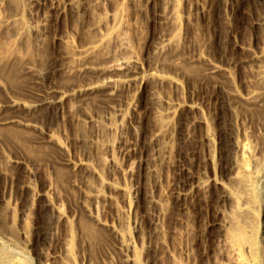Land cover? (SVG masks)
<instances>
[{
    "label": "rangeland",
    "instance_id": "obj_1",
    "mask_svg": "<svg viewBox=\"0 0 264 264\" xmlns=\"http://www.w3.org/2000/svg\"><path fill=\"white\" fill-rule=\"evenodd\" d=\"M138 1L141 8L143 6V11L135 9L131 4V0H98L97 3L95 2L96 6L101 2L104 7V14L107 15L114 10L116 3L122 2L124 6L126 5L122 15V24L125 28L128 27L127 32L130 35L128 47H132L131 52H133L134 59L137 60V66L133 68L132 72L134 74L132 76L126 74L117 76L121 81H119L120 84L116 89L120 91H118L117 100L115 99L113 104H110L112 109L110 107L108 109V105H104L103 102L101 106L99 105L100 107H94L99 111L104 105V107H107L104 110L103 108L99 112L95 108L89 110V114L95 120L101 118L106 121L105 118L108 116H116L117 118L112 117L115 120L118 119L116 124L120 119L117 116V110L119 108L125 110L126 115L123 120H120L119 125H117L119 128L117 127L116 130L104 134L94 126L88 129L90 137L94 141L93 143L104 138V142L106 140L108 142L113 141L111 150L104 149L101 151L103 153V163L97 161L96 154L98 152L93 143L91 149L88 150L89 152H86L78 143L74 142L72 130H70L72 115L59 104L48 103L33 115L31 113L23 114L29 120L31 127L34 128V135L35 133H37V136L40 135L41 138L37 137L40 141L46 142L45 134L50 132L59 138L64 149H54L56 146L50 144L49 146L53 150L48 151H51V153L46 151L45 154L43 152L39 155H30L28 152L29 157L22 146L21 148L24 151L19 148L20 146H15L11 142V146L7 142H2L1 138L0 153L3 152L8 159L16 160L18 163L9 166L5 159H0V215H4V217H0V225L4 224V226H0V255L8 253L16 257V259L10 258L12 262L5 261L4 263L0 262V264H50L54 260L53 257L57 256V259H59L62 250V246H60L62 243L61 238L64 237L65 231L64 226L56 222L57 211L60 210V212L66 213L74 207V210L77 211L80 209L79 206L82 200L79 188L76 189V192L72 190V195L65 188L66 186L59 185L58 180H56L58 173L55 172V169H60L59 164L65 159V156L66 159L70 157L77 160L88 158V162L95 171L97 170L96 172L99 175L101 174L100 181H94V183L95 186L98 184L96 187L100 186L98 187L100 195L102 194L100 197L105 196L107 200L105 198V200L101 199L94 211L104 221H116L117 218L126 221L131 244L140 250L143 264H147V260L150 261V264H221L220 256L224 243L219 235L216 223L221 218V211L227 210L230 205L227 203L228 200L221 195V188L218 184L220 182L225 184L228 172H230L232 138L235 136L250 149L255 147L260 151L257 168L251 171V175L255 182L254 190L259 205L257 216L260 262L264 264V101L262 100V104L260 102V106L255 107L256 115L254 113V115L248 114V110H244L243 106H241L243 108L241 109L236 104L239 109L235 107L237 108V115L234 117L235 115L230 111L233 101L230 100V95H228L230 87L231 91L243 96L251 91L256 84L260 89L254 87V90L257 88L261 92L264 91V23L260 21L264 17V0H177L176 8L179 11L178 15L182 17H180L182 23L179 32V37H181H178L179 44L175 50L179 49L177 52L182 55H180V58L187 63L197 61L198 56L204 54L206 57H203L208 58V62L210 61L224 68L228 74L221 73L216 78L217 82L219 81V84L225 89L222 91H218L215 87L213 78L204 75V66H201L203 71L198 70L199 73H196L197 77L195 74H191V77L187 75L190 73L189 71H186L187 74H183L185 71L175 67L174 69L169 64L162 62H160L161 64L158 63L159 65L156 64L155 55L153 57L151 50L147 52L144 49V42L147 39L156 41L161 38L167 31V26L165 29L159 21L146 23L145 16H150L152 19V16L161 8V5L163 6L164 0H156L151 7L145 6V0ZM70 2V0H26L24 2V10L20 12H23L22 17L26 20V23L28 22L29 27H27V30L29 35H32V37L28 36L29 40L33 39V41L30 40V45L34 46V48L30 47V51H32V53L29 51L30 54L22 39V47L25 49H21L22 44L19 41L21 45L14 42L12 38L3 37L4 25L10 24L11 17L19 15V13L17 10L16 12L8 7L7 2H1L0 0V35L2 36H0V50L3 51L7 47H10L11 52L16 50L15 53L23 59L22 62H25V66L31 68L29 73L31 75L29 77L25 76V82L18 83L22 84L17 87L18 92L16 88L14 89L16 86L9 84L4 78L0 77V95L3 96L0 97V105L2 104L1 101H5L4 98L8 97H19L30 103H36L42 95H46L48 99H51L55 93L65 92L71 85L75 84V81L73 83L64 79L65 71L70 66L69 64L66 66V63L71 50L80 46L79 41L86 42L85 39L83 40L86 29L84 27L80 28L81 25L79 26V24L72 21L71 11L68 9ZM77 2L80 4L81 14H85L84 9L92 0L90 2L88 0H77ZM57 3L62 4L64 8L66 6V12L65 9L62 10V15L54 10ZM202 7H206L207 14H202ZM186 17L190 22L186 21ZM183 18H186L185 21ZM7 20L10 22L8 23ZM43 27L46 32H43ZM36 29L43 32V37L41 34V36L38 35L39 38L35 35L34 31ZM77 33H82V35ZM80 37L81 39H79ZM10 40L15 43L16 47L19 46L17 47L19 52H17V48L12 51L13 47L11 48V46L14 45ZM4 43L7 46L4 47ZM201 45L202 47H200ZM40 48L43 49L40 50ZM181 48L182 53L180 52ZM8 49L5 53L0 51V56L2 55L0 62H3V59L6 61L11 55ZM7 53L10 54L7 56ZM66 53L67 60L65 59ZM31 58L32 60H30ZM27 59L30 61H27ZM27 62H29L28 65H26ZM152 73L158 75V80H154L156 82L150 79ZM145 75H149V78L146 76L149 82L147 88L143 90L139 88L138 78ZM258 76L263 78L262 81L258 80L261 79ZM130 77H136V79L126 81V78ZM169 79H174L177 86L169 83ZM63 80L66 82L64 83ZM83 80L86 81V78L76 80V84L80 83L82 85ZM122 80L125 81L122 82ZM28 82L33 84L30 85L33 86L30 87L31 89H29ZM26 83L27 86L25 87ZM150 88L156 89L155 96L158 92L160 95L158 97L170 96L174 101L180 100L194 107V110L189 108L178 109L174 117L170 118L172 121L169 119L170 124L168 123L167 128L162 129V133L160 131L159 141L163 144L162 150L151 141L152 135L157 131L158 126L153 115L156 103ZM31 90L36 93H34L35 96L33 94V97ZM41 91L44 92L41 93ZM28 92L29 94H27ZM37 93L42 95L38 94V96ZM134 94L132 108L127 109L125 106L126 101ZM262 94L264 95V93ZM258 108L261 109L260 112ZM10 114L8 113V115ZM257 114L258 117H256ZM199 117L205 119L208 128L203 124L196 126L197 124L193 120ZM207 129L210 132L209 142L208 139H204L205 137L202 134ZM45 144L48 146L47 142ZM57 149L62 153L60 154ZM54 150H56L55 154H52ZM209 153L211 157L208 156ZM111 155L114 157L116 166L111 162ZM50 156L54 157L50 158ZM43 157H45V160ZM40 158L43 159L40 160ZM51 159L56 160L53 163L58 165L56 166L53 163L54 166L51 165ZM129 163L134 165V174L125 176L123 174ZM251 165L253 164L249 165V169L253 168ZM62 168L63 171L65 169L67 171V174L66 171L64 172L65 175H68L69 172V175L72 174L67 176L68 183L78 181L77 178L79 177L76 178L78 173L75 169L71 166ZM72 177H75V179L73 180ZM197 180H201L205 184L204 188H206L203 189L202 193L200 192L201 194H198L199 200L198 198L195 199L198 203L192 201V203L197 204L193 205L191 203L190 210L184 211L182 205L179 206L175 203L177 206H172L169 203L165 214V212L162 213V210L155 209L150 205L149 199L151 196L161 198L168 195L170 187L173 185L176 188L190 189L197 183ZM111 182L123 184L127 187L135 185L136 190L130 196V199L135 202L132 208L125 207V198L119 192H113L112 194V190L107 185ZM67 186L69 187L68 184ZM106 194H110L112 197L109 198ZM114 199L117 200L120 210L117 209ZM168 210L170 211L168 212ZM77 213L79 212L77 211ZM155 215H158L156 228L150 223L151 216ZM29 216L33 217L30 224L27 223ZM1 218H4V220L2 219V221ZM9 219L11 220L10 223L8 222ZM186 219H189L190 222ZM25 229L28 231H25ZM77 232L72 234V250L68 254V256H71L72 264H99L108 260L107 263H110V261H112V264L122 263L117 255L112 253L111 248H107L110 250V255L104 252L103 248L107 244L106 239L100 241L102 245L97 243L98 247H93V244L89 242L90 239L88 240L83 235L79 236L80 232L78 230ZM10 233L16 241L10 237ZM186 234L188 235V241L185 238ZM195 243L199 245L198 252L194 246ZM108 246H111V244ZM92 247L96 248L93 250ZM148 249L147 255L146 250ZM96 255H100L101 260L95 257ZM102 255L103 258H106L103 259ZM188 255L191 258L190 261L187 260L186 256ZM93 256L95 259L92 258Z\"/></svg>",
    "mask_w": 264,
    "mask_h": 264
},
{
    "label": "bare ground",
    "instance_id": "obj_2",
    "mask_svg": "<svg viewBox=\"0 0 264 264\" xmlns=\"http://www.w3.org/2000/svg\"><path fill=\"white\" fill-rule=\"evenodd\" d=\"M2 1L7 2L6 4L8 5V7H10L13 11L17 10L19 13V15H18L16 13L17 12L16 11L15 12L17 14L16 16L11 15L12 16L10 19L11 22L8 21L9 19L7 20L8 23L10 22V24H7L5 26L4 24H5L6 20L4 21L3 25L5 28L2 27V28H4V30L2 29L3 30L2 32L4 33V34H2L3 37L5 36L6 38H9V39L12 38L14 40V42H16V43L18 41L20 43L24 41L23 43H24L27 51L29 52L31 50L30 47L32 45H30L31 39L29 40L28 36L32 37V35H29V33H28L29 31L27 30V27H29L27 24L28 22L27 23L25 22L26 20H24V18L22 17L23 12L22 13L20 12L21 10H24L23 7L25 4L24 2L26 0L25 1L24 0H1V2ZM70 1L71 2L68 5L69 6L68 9H69V11H71L70 15H71V19H73L72 21L74 23L76 22V24H79V26L81 25L80 28L84 27L86 29L84 31L85 37L83 38V40L85 39L86 42L82 41V42H84L82 44V42L80 40L79 41L81 43L80 46L76 47L74 50H71L72 47L69 44H67V45H69V47H71L70 48L71 54L68 55V58H67L68 60H67L66 59L67 53H66L65 59L68 61L66 63V66H67V64H69L70 66L65 71L64 79L66 81L70 80L73 83L75 81V84L72 83L73 85H71V87L65 92L55 93L51 99H48V97H46V95H42L41 93L44 91H41V93H37V95L41 94L42 96L39 98V100L36 103H30L29 101L23 100L22 98H19V97L4 98L5 101H3L1 99L3 102L1 101L2 104L0 105V113H1L0 114V140L2 138V142H7L9 144L11 142L15 146H17V145H18V147L20 146L19 147L20 149L24 148L26 155H28V152L30 155H32V154H35V155L38 154L39 155L40 153H43V152L45 154L46 151L51 149L50 148L51 146H49L50 144L56 146V147L54 146L55 147L54 149H56V148H58L60 150L64 149L63 146L61 145L62 143H60L59 138H57L56 135L55 136L52 135V133H50V132L45 134L46 140L44 139L47 142L49 147L45 144L46 142L40 141L37 138V137H40V135L37 136V133H35V135H34V131H35L34 128L31 127L32 125L30 124L29 120L23 114V113H28V114L31 113V115H33L35 112L39 111V109L45 104H48V103L59 104L62 107H65L66 111H68V113H70L72 115V119L70 122L71 123V129L70 130H72V134H73V137L75 140V141L74 140L73 141L78 143L86 152H89L88 150L91 149V147H92L91 144L94 142L90 137V133H89L88 129H91L94 126V127H96L97 130L101 131L104 134L107 132H111V131L117 129V127H118L117 125H119L118 123L120 122V120H123L124 116L126 115L124 113L125 110L122 108H119L117 110V116L120 119H119L118 123L116 124V120H118V119H116V120L114 119V118H117L116 116L114 117L112 115V117H114V118H112L110 115L107 118H105L106 121H103L101 118H99L100 116L99 117L97 116L99 119L95 120L94 117L89 114V110L90 111H91V109L93 110V108H95L96 106H97L96 108H98V106L99 105L101 106V104H103V102H104V105H108L107 106L108 109H109V107H110V109H112L111 105L113 104V101L116 99L118 91H120V90L116 89L118 87V85L120 84L119 81H121V79H119L117 76L121 75V74H126L129 76H132L134 74V72H132L133 68L135 66H137V60L134 59V56L132 54L133 52H131L132 47H130V48L128 47V39L130 36L127 32L128 27L125 28L124 25L122 24V15H123V12H124L126 5L124 6L122 2L116 3L114 10H112L111 13L107 15V14H104L105 13L104 9H103L104 7H103V5H101V2H99L98 6H96L95 2L97 3L98 0H92V2L88 3V5L85 7V9H84L85 14L82 13L83 14L82 15L81 10H79L80 4H78L77 0H70ZM88 1L90 2V0H88ZM131 1H132L131 4L134 6L135 9L143 11V9H142L143 6L141 8V4L138 0H131ZM155 1L156 0H145V2H146L145 6L151 7V5H153V3ZM176 6H177V0H166V1L164 0L163 6L161 5V8L158 9L156 14L152 16V19L150 16L149 17L145 16L146 17V19H145L146 23L147 22L149 23L151 21H153L155 23L156 21H159V22H161V24H163L165 29L167 26V29H166L167 31H165V34L161 38L157 39L156 41L155 40L153 41V39H147L144 42V49L147 52L150 50L152 51L153 57L155 55L154 58H156V60H157L156 64H158V63L161 64L160 62L165 63V64H169V65L173 66L172 68L175 67L176 69H179L181 71H185V73L182 72L183 74H187L186 71H189L190 73H188L187 75H190V76H191V74H195L197 77L198 75L196 73L198 72V70H202L201 66H204V68H203L204 69V72H203L204 75L207 76L208 78L210 77V78L214 79L215 87L218 89V91L225 90V89H223V86H221L219 84V81L217 82V79H216L217 76L218 75L220 76L221 73L222 74H228L224 68H222V67H220L214 63H211L210 61L208 62V58H206L207 59L206 60L205 59L206 56L204 54H202V55L205 57H203L199 54L200 55V56H198L199 61L198 60L197 61H190L187 63L180 58L181 54H179V52H177V51H179V49L177 51L175 50L177 48V45L179 44L178 43V37H179V32H180V25L182 23L181 22L182 17L178 15L179 11H177ZM205 8L202 7V14H205V13L207 14V12L205 11L206 10ZM64 9L66 12V6L64 8V6L62 4L57 3L54 10H56V12H58L59 15H62L63 14L62 10H64ZM146 13H148V12H146ZM84 15H86L87 17H85ZM185 19H184V21H185ZM140 21H141V19H140ZM186 21L190 22V20L188 18L186 19ZM260 21H262L264 23V17L261 18ZM140 23H142V22H140ZM137 24H135V25H137ZM101 27L103 28L102 31H101ZM142 28H144V27H142ZM203 30H204V28H203ZM30 31L32 32V30H30ZM43 32H46L44 27H43ZM43 32H40L37 29L34 31V33H35V35H37V37H38V35L41 36L43 34ZM77 34L82 35V33H77ZM140 36H141V34H140ZM42 37H43V35H42ZM78 37H79V35H78ZM33 38H34V36H33ZM9 39H7V40H9ZM79 39H81V37ZM31 41H33V39ZM34 41H35V39H34ZM3 42H5V41H3ZM42 42H43V40H42ZM5 43H4V47L7 46V45H5ZM11 43H12V41H11ZM32 43H34V42H32ZM8 44H10V43H8ZM12 44L15 46V47L11 46V48L13 47L12 51H14L15 48L19 47V46L16 47L15 43H12ZM12 44H10V45H12ZM45 45H47V44H45ZM22 46H23V44L21 45V49H25ZM32 47L34 48V46H32ZM200 47H202V45ZM1 49H3V48H1ZM4 49H3V51L0 50L1 53L2 52L5 53V51L7 49L9 50V52H11L10 47H7L5 50ZM42 49L40 48V50H42ZM17 50H18V48H17ZM181 50H182V48L180 49V52H181ZM202 50H203V48H202ZM15 52H16V50H15ZM15 52H11V55L8 58L5 56V58H7L6 61H5V59H3L4 61L0 62L1 64L4 63V64H2V66L0 64V77L2 79L4 78L9 84L16 86V87H14V89L16 88V90H17V87L19 85H22V84H18V83L21 81H24L25 76L29 77L31 75V74L29 75L31 68H28L27 66H25V62L24 61L22 62L23 59H21V57L18 56ZM17 52H19V50ZM30 52L32 53V51H30ZM111 52H112V54H110ZM20 53H22V52L20 51ZM35 53H37V52H35ZM45 53L46 52H44V54ZM9 54L7 53V56ZM68 54H69V51H68ZM45 55H47V54H45ZM0 57H2V55ZM32 58H34V57H32ZM32 58L30 60H32ZM28 60L29 59H27V61ZM28 63L29 62H27L26 65H28ZM27 72H28V75H27ZM153 74L154 73L151 74L152 77L150 79H152L153 82H156L154 80H156V79L158 80V77H157L158 75L156 76V74H154V75ZM146 76H148V78H149V75L141 76L140 78H138L140 89L144 90L147 88V83L149 81H148V78H146ZM89 77H90V79H88ZM193 77H194V75H193ZM258 77H261V76H258ZM80 78H83V79L86 78V81L83 80L84 83L82 85L80 83H79L80 85L76 84V80H80ZM133 79H136V77L126 78V81H131ZM262 79L263 78L261 77V79L259 78L258 80L262 81ZM65 80H63L64 83L66 82ZM30 81H32V80H30ZM124 81L122 80V82H124ZM26 82H27V79H26ZM28 83H29V85H28L29 89H31L30 87H33V86H30L32 84V82H31V84H30V82H28ZM169 83L177 86V82L174 81V79L173 80L171 79L169 81ZM263 84H264V82H263ZM77 85H79V86H77ZM26 86H27V83H26L25 87ZM254 87H257V84L252 87L251 91L248 90L249 92H247L243 96H240L237 93H235L234 91H231L230 90L231 87L230 88L228 87L229 88L228 90L230 92H228V91H226V92H228V95H230V100L232 99V101H233V104L230 107L231 109L230 108L229 109H230V111H232V114L235 115L234 117H236V115H237V108L238 107L236 104H238V106H240V108H241V106H243L244 110L245 109L248 110L249 112L246 111L248 114L250 113L252 115H254V114L256 115L255 107L260 106L259 103L261 102V104H262V100L264 101V95L262 94V93H264V91L261 92L259 90L260 89L259 86L257 87V88H259L258 90H257V88H255L256 90H254L253 89ZM150 89H151L150 91L152 92V95H153V99L155 100L154 102L156 103L153 115L155 116L156 124L158 126L157 131L152 135L151 141H152V143L156 144V146L159 149H161V148H163L162 147L163 144L161 141H159L160 140L159 134L162 133V131H161L162 129L164 130L165 127L167 128L168 123L170 124L169 119L174 117L176 111L180 108H183V109L189 108L190 110H192V109L194 110V107H192L191 105H188L184 102H181L180 100L174 101L173 99L170 98V96L169 97H163V98L158 97V96H160L158 92H157V95L155 96L156 89L155 90H154V88L153 89L150 88ZM252 90H254V91H252ZM34 91H38V90H34ZM17 92H18V90H17ZM20 92L22 93V91H20ZM29 92L27 94H29ZM34 93L35 92L31 93L32 97H33ZM221 93H223V92H221ZM35 94H34V96H35ZM43 94H45V93H43ZM225 94L227 95V93H225ZM0 97H3V96L0 95ZM134 98H135V94L131 95L130 98H128L129 100L126 101L125 106L127 109H130V107L132 108ZM228 98H229V96H228ZM34 100H36V99H34ZM31 101H33V100H31ZM104 105H103V107H101V108H103V110L105 108H107V107H104ZM235 107H237V108H235ZM243 108H241V109H243ZM100 109H99V111H100ZM260 110L261 109H259V112H260ZM6 112H8L9 114L11 113V114L10 115H8V113L5 114ZM104 113H105V111H104ZM2 116H4V117H2ZM105 117H106V114H105ZM256 117H258V114ZM170 121H172V119H170ZM193 122L197 124V125L195 124L196 126H199L202 124L205 125L206 127L208 126L205 119L200 118V117L195 118L193 120ZM160 131H161V133H160ZM209 133H210L209 129H207L204 133H202L205 137L204 139L205 140L208 139V142H209V138H210ZM41 136H42V133H41ZM104 139H101L100 141L95 140L96 142L93 143L95 149L98 152L96 154V156H97L96 158L98 159L97 161H99V163H103V161H104L103 160V153L101 151L104 149L111 150V147H112L113 141L109 140L110 142H108L106 140L104 142ZM10 146H11V144H10ZM21 146L23 148H21ZM164 146L166 147V145H164ZM24 149H23V151H24ZM58 149H57V151H58ZM51 150H53V148ZM55 151L56 150H54L52 152V154L53 153L55 154ZM49 152L51 153V151H48L47 153H49ZM58 152L60 154L62 153V151H58ZM259 152H260L259 149L255 148V147H253L251 149L249 147H247L246 144L243 143L236 136L232 138L231 169H230V172H228L229 174L226 178V183L223 184L222 182H220L218 184V186L221 188V195H223L224 199L228 200L227 203H229V205H230L229 207H227V210H225L223 212L221 211V218L218 220V223H216L218 226L219 235L222 238L223 243H224V245H223L224 247L222 248V253L220 252L221 250L219 251L221 253V256H220V258L222 260L221 264H261L260 253H259L260 252V249H259L260 240L258 241V235L259 234H258V216H257V214H258L257 211H258L259 205H258L257 198L255 195V190H254L255 182H254V179L251 175L252 174L251 171L255 170L257 168ZM0 154H1L0 159H5L6 163L9 166H12V165L18 163V161H16V160L8 159L7 156L3 152ZM44 154H42V155H44ZM49 155H51V154H49ZM208 156L211 157L210 153L208 154ZM52 157H54V156H52ZM52 157L50 156V158H52ZM43 158L45 160V157H43ZM43 158H40V160ZM61 158H62V156H61ZM57 159H59V158H57ZM111 159H112V161H111L112 164L114 166H116L117 164H116L114 157L112 155H111ZM36 160H38V159H36ZM51 160H50V163H51V165H53L54 164L53 162L56 160H53V159H51ZM250 164H253V165H251V167H253L251 169H249ZM54 165H56V164H54ZM61 165H62V167H66V168L71 166L73 169H75L77 171L78 176H76V178L77 177H79V178H77L78 181H76V183H74V182L68 183L67 182V179H68L67 176L70 174V172L68 175H65L64 172L66 171V169L64 168L65 171H63V168L61 167ZM59 166H60V169L59 168L55 169V172L58 173V178L56 180H58L59 185L61 184V186H63V187L66 186L65 188H67L68 191H70L69 193H72V195H73V192H71V191L73 190L76 192L77 191L76 189L79 188L80 192H81L80 195L82 196V200H81L80 206H79L80 209L77 210L79 213H77V211L74 210L75 207H74V209H69V211H68L69 213L68 212H66V213L60 212V210L57 211L56 222H57V224H59V225L61 224L64 226L65 232H64V237L61 238L62 243L60 246H62V250L60 249L61 252H60L59 259H57V256L55 258L53 257L54 260H52V263H50V264H54L55 262H56L55 264H72L71 256H68V254H70L71 250H72V248H71V244L73 241L72 240L73 239L72 234L73 233L75 234L77 232V230L80 232L79 236L83 235L85 238L87 237L88 240L90 239L89 242L91 244H93V247L97 246L96 244L100 243V241H103L106 239L107 241L105 240V242H107V244L103 248L104 252L107 255H110L109 252L111 250L113 254L115 253L117 255V258H119L120 262H122L121 264H143V261L140 257V250H138L133 244H131L129 232H128V229L126 227V221L122 218H119V219L117 218L116 221L112 220L111 222L104 221L103 219H101L97 215V212L94 211V208L97 207L98 202L101 199L105 200L107 197L106 198H105V196L100 197L102 195V194L100 195V190L98 189V187H100V186L96 187L98 184H96V186H95L94 181H96V182L100 181L101 174L99 175V173L96 172L97 170L95 171L93 166H91V164L88 162V158H85L82 160L81 159L77 160V159L70 158V157L66 159V156H65V159L62 160V162L59 164ZM51 168H53V167H51ZM151 171H153V169H151ZM66 174H67V171H66ZM133 174H134V165H133V163H129L126 170L124 171L123 175L132 176ZM71 175H69V176H71ZM74 179H75V177L73 178V180ZM101 182H102V180H101ZM196 182L197 183L194 186H192L190 189H185L184 187L183 188L182 187L176 188V186L173 185L170 187V192L168 195H165L161 198H159V197L154 198L151 196L149 199V203L155 209L158 208V209L162 210V213L165 212V214L167 212L166 208L169 207L168 206L169 203L172 206H174L175 203L179 204V206L182 205L184 211L188 210L191 207L192 201L195 202L196 201L195 199L198 198L197 197L198 194L200 192L202 193L203 189L206 188V187L204 188L205 184L202 183L201 180H197ZM67 184L69 185V187L67 186ZM107 185L112 190V194H113V192H119L122 196H124L126 208H132L133 207L135 202L132 199H130V196L133 193V191L136 190L135 185H130L127 187L126 185L119 184L116 182L107 183ZM68 196H70V195H68ZM106 196H109V198L112 197V195H110V194H108V195L106 194ZM198 200H199V198H198ZM114 201L116 203L117 209L120 210V207H119L117 200L114 199ZM197 203H192V204L194 205ZM68 204H70V203H68ZM175 206H177V205H175ZM169 211L170 210H168V212ZM0 217H4V215L3 216L0 215ZM2 219L4 220V218H1V220ZM6 220H7V218H6ZM32 220H33V217L29 216V220L27 223L30 224L32 222ZM186 220L189 221V219H186ZM8 222L10 223L11 220ZM157 222H158V215L151 216L150 223L154 226V228L157 227ZM1 225L4 226V224H1ZM28 226L30 227V225H28ZM59 227H61V226H59ZM10 229H11V225H10ZM200 229L202 230V228H200ZM25 231H28V230L25 229ZM189 231H190V229H189ZM192 232H193V230H192ZM186 233L188 234V232H186ZM14 234H15V232H14ZM187 234L185 235L186 239L188 237ZM79 236H78V238H79ZM201 236H204V235H201ZM10 237L12 238L13 235L11 234ZM74 238H75V236H74ZM12 239H14V238H12ZM111 240H112V243H111ZM14 241H16V240L14 239ZM84 241H85V239H84ZM187 241H188V239H187ZM74 242H76V241H74ZM105 242H104V244H105ZM109 244H111V246H108ZM194 246L197 248V252H198V249H199L198 243H195ZM95 248H93V250ZM107 248H111V249L109 250ZM87 250H90V249H87ZM96 251H94V253H96ZM100 251H101V249H100ZM148 252H149V249L146 250L147 255H148ZM4 254L0 255V262H2V263H4L5 261L12 262V261H10L11 257L16 259V257L11 255V254H8V253H4ZM96 254H98V253H96ZM100 255H101V253H100ZM100 255H98V256L96 255L95 257L100 258L99 257ZM101 257L103 258V255ZM107 257H110V256H107ZM186 257H187V260L190 261V259H191L190 256L188 255ZM92 258H94V256ZM105 258L106 257H104L103 259H105ZM108 259H110V258H108ZM96 260H98V259H96ZM100 260H101V258H100ZM98 261H96V262H98ZM107 262L104 261V262H101L99 264H110V263L112 264V261H110V263H107ZM149 262L150 261L147 260V264H150Z\"/></svg>",
    "mask_w": 264,
    "mask_h": 264
}]
</instances>
